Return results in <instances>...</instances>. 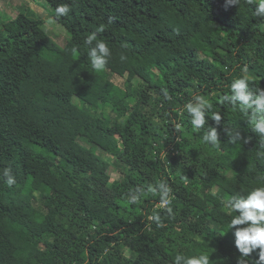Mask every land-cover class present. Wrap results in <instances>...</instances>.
<instances>
[{
    "label": "trees",
    "instance_id": "1",
    "mask_svg": "<svg viewBox=\"0 0 264 264\" xmlns=\"http://www.w3.org/2000/svg\"><path fill=\"white\" fill-rule=\"evenodd\" d=\"M45 1L53 16L70 5L56 20L71 35L65 46L28 8L0 29V264H174L177 255L201 254L237 264L234 213L224 203L261 186L256 153L264 149L226 98L245 67L252 90L264 89L255 0ZM100 25L111 55L95 71L85 39ZM110 61L133 79L116 83ZM197 94L213 107L193 132L183 105ZM211 112L221 114L219 125ZM208 127L219 149L201 142ZM97 146L114 159L118 179ZM160 181L171 188V215L158 195L144 194ZM132 194L140 200L129 205Z\"/></svg>",
    "mask_w": 264,
    "mask_h": 264
},
{
    "label": "clouds",
    "instance_id": "2",
    "mask_svg": "<svg viewBox=\"0 0 264 264\" xmlns=\"http://www.w3.org/2000/svg\"><path fill=\"white\" fill-rule=\"evenodd\" d=\"M249 3L252 0H248ZM241 0H226L227 6L239 7ZM55 15L49 17L48 24L54 23L58 18L66 16L70 12L69 4H59L54 9ZM253 15L264 18V0H255V11ZM104 31V25H100L96 31L88 34L85 44L89 46L87 58L90 61L91 68L95 71L105 69L108 58L111 55L108 45L103 40H98L97 34ZM95 42V43H94ZM74 54L78 53L77 48H73ZM248 69L241 70V75L234 79L229 85L230 95L226 98L232 110L239 111L246 117L251 131L255 133L260 140V149H264V89L257 88L252 90L249 81L251 77L247 75ZM213 104L203 95H193L183 105V111L190 118V124L193 132H200L208 125L206 116L212 109ZM210 119L220 124L222 116L219 112H211ZM179 127V126H178ZM240 133L237 132L232 138L233 143L240 140ZM200 140L205 145L219 149V134L215 127H208L200 136ZM245 143L247 141L245 140ZM257 157L264 158V151H257ZM4 182L11 188L16 185V177L10 168L3 170ZM187 180V178H185ZM153 196H159L158 207L172 214L171 188L166 181H160L155 185H148L146 193ZM140 200L139 195L132 194L128 197L129 205L137 204ZM224 207L229 213H234L228 222V230L234 229V246L240 253L237 257V264H246L250 255L258 249V259L254 264H264V181L261 186L252 188L247 194L230 196L224 203ZM150 220L159 224L160 215L154 213L149 217ZM174 264H210V257L207 254L185 257L177 255Z\"/></svg>",
    "mask_w": 264,
    "mask_h": 264
},
{
    "label": "rangeland",
    "instance_id": "3",
    "mask_svg": "<svg viewBox=\"0 0 264 264\" xmlns=\"http://www.w3.org/2000/svg\"><path fill=\"white\" fill-rule=\"evenodd\" d=\"M30 9L35 14V17L43 20L42 28L44 31L53 38L60 46H65L70 39V33L57 21L48 24L47 20L53 16L52 9L45 0H0V29L3 28L4 22L10 18H14L19 12ZM26 13V12H25ZM24 13V14H25ZM241 27L246 29L245 23H241ZM110 68L113 70L116 83H124L125 80H132L134 74L127 71L119 64L110 61ZM77 102V101H75ZM85 146H91L87 141L82 140ZM96 152L104 157L111 165L110 174L112 179L116 180L120 177V173L114 167V159L107 155L101 147H96ZM222 181V179H221Z\"/></svg>",
    "mask_w": 264,
    "mask_h": 264
}]
</instances>
